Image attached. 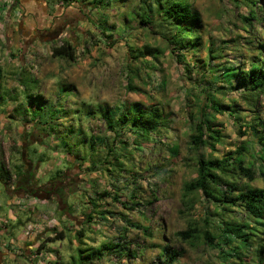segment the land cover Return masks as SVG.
Returning a JSON list of instances; mask_svg holds the SVG:
<instances>
[{"label":"rangeland","instance_id":"obj_1","mask_svg":"<svg viewBox=\"0 0 264 264\" xmlns=\"http://www.w3.org/2000/svg\"><path fill=\"white\" fill-rule=\"evenodd\" d=\"M190 2L201 18V45L181 51L189 60L188 73L177 62V50L167 44V34L176 30L170 21L139 23L131 19L126 23L128 15L124 13L128 9L141 6L143 10L151 8L153 14L154 4L150 0L118 2L106 11L79 5L74 0H43L32 11L26 10L23 0H3L11 7L9 13L15 22L13 26L0 27L3 38L11 40L10 45L0 49L1 174L8 177L9 190L15 194L30 195L12 190L19 176L24 179V171L32 173L30 181L37 186L60 184L64 180L61 183L64 189L57 195L42 198L33 194L45 201L39 215L30 217L29 224L43 222V236L25 256L23 250L9 249L14 257L8 264H77L71 262V256L83 237H94L98 243L116 236L123 228H126L122 239L125 248L135 249L136 255L129 252L112 258L105 254L91 264H162L158 252L164 246L185 249L180 264L216 263L211 257L214 249L202 244L191 247L174 235L176 230L185 228L188 220L201 219L212 208L201 198L188 212L181 211L184 183L196 178L195 166L187 165L185 156L194 152L221 155L253 135H241L233 117L215 113L221 140L214 147L189 148L192 124L187 112L189 108L198 112L202 103L203 93L197 81L204 79L203 59L208 54H217L210 59L216 71L223 65L248 67V61H242L241 57L251 53L249 47L259 32H264V16L261 15V23L255 19L247 23L242 19L247 15V7L241 0ZM252 8L260 15L264 0H258ZM101 17L103 24L97 21ZM61 27V34L52 39L54 31ZM37 28L48 30L40 32ZM64 39L74 47V60L51 55L52 47ZM211 75L207 72L208 77ZM20 79L32 85L29 94L34 101L25 99ZM37 98L46 108L32 117L31 109ZM57 100L61 102V110L55 107V113L47 115V109ZM130 103L163 112L168 119L162 127L161 140L165 143L159 138H136L127 129L117 136L106 129L101 108L109 107L115 118ZM243 106L240 105L241 112L235 116L253 119V132L262 131L264 93L259 95L253 111ZM109 146L113 149L110 153ZM125 153L132 157L134 182H129L132 172L111 170L104 161L112 154L123 160ZM261 156L256 151L247 157L254 165L256 185H264ZM135 187L140 198L137 207L147 218L145 223L153 234L150 237L126 225L120 216L126 209L112 197L117 190L119 200L129 199ZM145 200L150 202L143 206L141 201ZM231 209L229 214L243 217L235 207ZM87 214L92 217L88 219ZM27 215L22 213V218ZM130 216L135 220L141 218L138 212ZM78 230H82L83 236L77 235ZM60 232L62 238L49 241ZM149 243L160 247L147 246Z\"/></svg>","mask_w":264,"mask_h":264},{"label":"trees","instance_id":"obj_2","mask_svg":"<svg viewBox=\"0 0 264 264\" xmlns=\"http://www.w3.org/2000/svg\"><path fill=\"white\" fill-rule=\"evenodd\" d=\"M74 1L79 5H91L97 10L102 8L106 11V9L114 8L118 2L125 3L127 0ZM150 1L154 4L153 14H151V8L148 10H143L141 6L138 7L139 10L131 8L124 13V15L129 16L126 15L127 17H125L126 23H130L131 19H136L139 23H150L152 20L159 19L170 21L176 30L167 34V44L177 50V62L189 73L191 71L189 60H186L181 51L182 49L191 50V48L193 50L201 45L199 33L201 18L199 13L191 8L190 0ZM241 1L247 7V15H243L242 19L247 23L254 19L261 23L264 8L261 9L260 15L252 8L258 0ZM97 19L99 23H104L103 17ZM59 29L62 30V27ZM59 29L54 31L52 39ZM47 30L42 28L40 32ZM259 37L261 38L259 39ZM259 37L249 47L251 53L241 57L242 61H248V67L223 65L216 71L210 63V59L217 54H208V58L203 59L201 65L205 67V71L202 72L201 76L204 79L197 81V85H200L198 86L203 93L202 103L198 112H194L191 108L187 112V118L192 124L191 132L188 135L189 148L198 150L199 147H214L221 140V129L214 121L215 113H226L233 117L241 135L246 133L253 135L252 138L243 140L235 148L229 149L221 155H214L211 152L207 155L194 152L185 156L187 165L195 166L196 178L184 183L181 211L188 212L194 207L196 200L201 198L211 204L212 208L207 211L209 216L188 220L185 228L176 230L174 235L191 247L202 244L214 249L215 253L211 257L216 263L209 262L208 264H264V185L254 184V165L247 159L248 156H252L258 151L259 154H262L261 159L264 160V119L261 122L262 131L256 129L257 134H255L256 132H253V119L246 120L240 115L235 116V114H240L241 104L245 107L243 109L253 111L259 95L264 93V32H259ZM210 52L211 50H209ZM51 55L74 60V47L68 40L64 39L61 44L52 47ZM207 72L212 75L208 77ZM214 72L217 74L214 75ZM20 82L26 93L25 99L29 101L32 99L29 94L32 85L23 79H20ZM224 99L227 102H224ZM59 100L52 103L51 107L47 109V115H53L55 107L61 110L62 105ZM39 101V98L35 99V105L31 109L32 117L39 115L40 111L46 108L45 104ZM130 105L124 107L115 118L109 107L101 108L100 116L104 120L106 129L113 132L115 136L118 135L119 131L127 129L133 132L136 138L154 140L159 138L161 140L162 131H164L162 127L168 121L163 112L158 108L136 107L133 103ZM44 122L47 121L44 120ZM161 141L165 143L163 140ZM67 148L71 149L69 144ZM112 150V147L109 146L108 152L110 153ZM123 156L125 159L120 160L116 154H112L111 158L106 156L104 161L109 164L111 170L117 168V172L122 169L132 172L133 176L129 182H134L136 171L132 170V157L126 153ZM24 173L26 174L25 177L23 176L24 179L21 176L17 179V183L21 182L18 186L26 184L32 177L31 172L24 171ZM7 178L0 171V181L4 185L8 183ZM62 181L64 182V180ZM59 188L60 190L64 189L62 186ZM136 190V187L132 188L129 199L126 200L118 199L117 190L113 192L112 197L126 209L124 214L120 213L121 219L125 221L126 225L133 226L143 235L150 237L153 234L151 228L145 223L147 218L144 212L137 207L140 198L136 196ZM194 193L198 197L193 196ZM29 194L33 195V193ZM149 202L150 200L141 201L143 206ZM231 207H235L237 211L243 214V217L236 218L235 215L229 214L228 209ZM230 211L233 212L232 209ZM135 212L140 214V220H135L130 216ZM97 213L101 214L102 212L98 211ZM86 216L88 219L92 217L90 214ZM125 231L126 228H123L116 236L105 241L100 240L98 243H95L94 239L96 238L94 237H83L79 242L80 245L76 247L75 255L71 256V262L91 264L101 259L105 254L112 258H120L130 252L131 255L135 256V249L125 248L122 240L125 237ZM77 235L83 236L82 230H78ZM62 237L63 234L60 232L55 238H50L49 241ZM101 237L103 236L101 235ZM156 245L160 247L159 244H147V246ZM184 253L185 249L182 247L164 246L162 249L160 248L158 257L162 264H180V259Z\"/></svg>","mask_w":264,"mask_h":264},{"label":"crops","instance_id":"obj_3","mask_svg":"<svg viewBox=\"0 0 264 264\" xmlns=\"http://www.w3.org/2000/svg\"><path fill=\"white\" fill-rule=\"evenodd\" d=\"M42 1L23 0V4L25 3L26 10L33 11L37 9L38 4ZM10 10L11 7L8 4H4L3 0H0V27L13 26L15 21L10 16ZM18 23L20 25L21 22L18 21ZM8 44H11V40L4 39L0 33V49ZM9 189H11V185H4L0 181V264H8L11 257H14L9 252V249L23 250L24 256L26 252H32L33 247L37 245L41 236H43V225H45L37 220L33 224L32 230L24 233L27 224L31 221L30 217L36 214L39 215V210L43 206L42 203L45 199L22 193L15 194ZM22 213H27V216H30L22 218Z\"/></svg>","mask_w":264,"mask_h":264},{"label":"flooded vegetation","instance_id":"obj_4","mask_svg":"<svg viewBox=\"0 0 264 264\" xmlns=\"http://www.w3.org/2000/svg\"><path fill=\"white\" fill-rule=\"evenodd\" d=\"M48 28H46L47 30ZM41 29H36V31H40ZM61 29H59L56 33L54 38L58 37L61 34ZM36 34V33H34ZM21 184V182H19ZM61 183H63V181L60 182V184L58 182H52L47 186H37L35 184L34 181H29L24 185H20L19 184H14L13 189L12 190H17V191H21L23 193H37L40 196H50L52 194L57 195L58 191L60 190L59 186H62Z\"/></svg>","mask_w":264,"mask_h":264},{"label":"built area","instance_id":"obj_5","mask_svg":"<svg viewBox=\"0 0 264 264\" xmlns=\"http://www.w3.org/2000/svg\"><path fill=\"white\" fill-rule=\"evenodd\" d=\"M33 228V224H27L26 228H25V233H28L29 231H31Z\"/></svg>","mask_w":264,"mask_h":264}]
</instances>
